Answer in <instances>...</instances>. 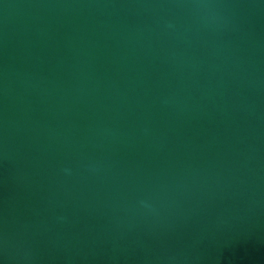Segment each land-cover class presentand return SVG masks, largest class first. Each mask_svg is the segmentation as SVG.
Instances as JSON below:
<instances>
[{
  "label": "water",
  "instance_id": "water-1",
  "mask_svg": "<svg viewBox=\"0 0 264 264\" xmlns=\"http://www.w3.org/2000/svg\"><path fill=\"white\" fill-rule=\"evenodd\" d=\"M0 264H264V0H0Z\"/></svg>",
  "mask_w": 264,
  "mask_h": 264
}]
</instances>
